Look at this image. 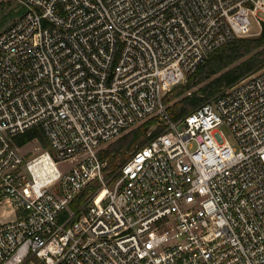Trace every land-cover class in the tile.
I'll return each instance as SVG.
<instances>
[{
  "label": "built area",
  "instance_id": "2783aa9c",
  "mask_svg": "<svg viewBox=\"0 0 264 264\" xmlns=\"http://www.w3.org/2000/svg\"><path fill=\"white\" fill-rule=\"evenodd\" d=\"M0 2L21 9L0 33V206L19 215L0 264H264V67L177 121L165 103L262 29L264 0ZM153 119L109 176L100 151ZM36 128L28 160L14 138Z\"/></svg>",
  "mask_w": 264,
  "mask_h": 264
},
{
  "label": "trees",
  "instance_id": "16d2710c",
  "mask_svg": "<svg viewBox=\"0 0 264 264\" xmlns=\"http://www.w3.org/2000/svg\"><path fill=\"white\" fill-rule=\"evenodd\" d=\"M263 67H264V23L262 24V29L259 37L238 38L222 46L213 54H211L207 63L201 66L198 69V71L193 75L203 73L205 70H210L209 73L211 72L210 73L211 76L220 74L215 79L214 83L206 85L199 91V94L203 96L208 95L209 97L213 98L219 93H221L223 89L231 87L243 77L247 76L250 73L258 71ZM223 85H225L226 87L221 89ZM187 90L188 89H186V91ZM209 100H206V97H196V95L191 97H185L182 100L178 101L177 103H174L173 106L168 107V111L170 113L171 118L177 121L181 117L186 116L195 108H197L198 106L202 105L203 103ZM166 101L167 99L165 98V103ZM155 122L156 119H153L151 121H148L144 125L150 126ZM159 132L160 130L157 129L153 133V136L158 134ZM142 134H138L134 136L131 143L126 147L127 150H131L135 146V143H137L143 136H145L144 134L143 135ZM34 140H38L43 145V147L45 148L47 147V149L49 148V144L48 142L46 143L47 140L43 132L39 128L29 130L24 134L18 135L17 137L14 138V143L19 148H23L29 143L33 142ZM121 143L113 145L114 148L111 150H107V151L101 150L99 153V157L101 161L107 163V167L105 171L109 176L116 174L118 169L122 165V164L120 166L115 165V161L117 159L116 156L118 155V149H115V147L120 146ZM144 144L146 145V143H143V145ZM106 160H109V162H107ZM80 199H82V196L79 198L77 203L80 202Z\"/></svg>",
  "mask_w": 264,
  "mask_h": 264
},
{
  "label": "rangeland",
  "instance_id": "374dc122",
  "mask_svg": "<svg viewBox=\"0 0 264 264\" xmlns=\"http://www.w3.org/2000/svg\"><path fill=\"white\" fill-rule=\"evenodd\" d=\"M21 13L20 8H16L14 4L12 3H3L0 2V33L6 29H8L15 18ZM260 28L255 25L251 31V33L244 37V38H257L260 35ZM231 68V67H230ZM210 70H205L203 73L197 74V75H191L187 77L181 84L176 86L171 90V92L166 96V104L168 107L173 106L174 103H177L178 101L182 100L185 97H191L196 95V97H206V100L211 99L212 97H209L208 95H201L199 94L200 89L205 87L208 84L214 83L215 79L220 75H213L211 76L209 73ZM226 87L223 85L221 87L224 88ZM186 89H188L186 91ZM219 93V92H218ZM147 123V122H146ZM145 123L136 126L135 128L124 132L119 138H117L115 141L112 143L106 145L102 150L107 151L113 149V145L115 144H120V146H116L115 149H118V155L116 156L117 159L115 161V165H121L125 161L128 160L132 152L139 150L141 147H143V143H147L148 138L151 134L154 133L155 130H157V125L155 123L151 124L150 126L144 125ZM223 133L229 138L230 134L229 131L226 127H223L221 129ZM144 134L143 136L137 143H135V146L131 150H127V146L131 143L133 140L134 136L138 134ZM135 134V135H134ZM142 134V135H143ZM47 143V141H46ZM143 145V146H141ZM48 150L47 147H43V145L38 141L34 140L33 142L29 143L23 148H20L21 154L28 160L33 159L40 154H42L44 151ZM115 156V154H114ZM109 162V160H106ZM75 164L74 160L67 161L61 163L58 168L62 172H66L70 170V168ZM24 193L28 194L26 190H24ZM11 208L7 205L4 204L3 206H0V221H6V220H12L15 217H18L19 215L14 216L13 214H7L2 215L4 212H10Z\"/></svg>",
  "mask_w": 264,
  "mask_h": 264
},
{
  "label": "bare ground",
  "instance_id": "6f19581e",
  "mask_svg": "<svg viewBox=\"0 0 264 264\" xmlns=\"http://www.w3.org/2000/svg\"><path fill=\"white\" fill-rule=\"evenodd\" d=\"M47 159H48V157L46 155L41 158L42 161H45ZM47 162H49V160H47Z\"/></svg>",
  "mask_w": 264,
  "mask_h": 264
}]
</instances>
